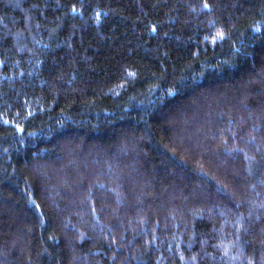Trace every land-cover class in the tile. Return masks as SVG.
Listing matches in <instances>:
<instances>
[{"label":"trees","instance_id":"16d2710c","mask_svg":"<svg viewBox=\"0 0 264 264\" xmlns=\"http://www.w3.org/2000/svg\"><path fill=\"white\" fill-rule=\"evenodd\" d=\"M0 264H264V0H0Z\"/></svg>","mask_w":264,"mask_h":264}]
</instances>
